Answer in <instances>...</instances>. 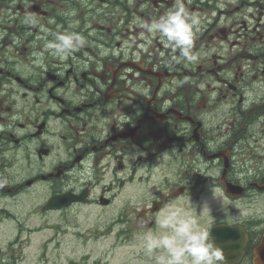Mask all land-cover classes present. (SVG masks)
I'll list each match as a JSON object with an SVG mask.
<instances>
[{
	"label": "flooded vegetation",
	"instance_id": "1",
	"mask_svg": "<svg viewBox=\"0 0 264 264\" xmlns=\"http://www.w3.org/2000/svg\"><path fill=\"white\" fill-rule=\"evenodd\" d=\"M63 1L24 0L19 17L0 24V222L18 239L23 227L40 230L33 219L65 233L48 217L80 212L82 221L89 211L99 224L76 233L105 249L154 229L138 218L172 203L217 216L211 226L244 228L242 264L251 263L264 233V0H185L202 21L196 62H170L131 24L171 0H105L106 11L102 0ZM29 14L38 26L23 23ZM40 26L80 31L87 44L64 61L45 53L38 67ZM52 198L66 204L44 210ZM205 200L211 209L201 211Z\"/></svg>",
	"mask_w": 264,
	"mask_h": 264
},
{
	"label": "clouds",
	"instance_id": "2",
	"mask_svg": "<svg viewBox=\"0 0 264 264\" xmlns=\"http://www.w3.org/2000/svg\"><path fill=\"white\" fill-rule=\"evenodd\" d=\"M23 23L27 26H38L37 19L31 14L24 17ZM48 23L56 24V21L50 18ZM201 23V18L187 8L185 0H171L167 10L149 17H135L131 21L132 26L139 30V38L144 40L146 45H151L152 41L156 40L164 49L170 51V62H179L180 59L196 62L199 59L193 49ZM40 27L44 33L41 37L44 41L43 50L33 53L34 63L38 67L45 66V53L64 61L87 44L85 36L79 32H53ZM134 43V38L124 42L126 55L128 48ZM108 54L109 49L102 48L100 55ZM160 55L163 56L164 53L161 52ZM209 148L214 150V145L209 144ZM7 184V178L0 177V189ZM213 193L216 197L214 189ZM204 209H211L206 200L201 205V211ZM140 222L156 224L155 231H144L139 236V247L153 264H229L223 248L216 243L208 227L202 226L200 217L186 208L170 203L152 220L146 216L139 217L138 223ZM257 264H264L259 255Z\"/></svg>",
	"mask_w": 264,
	"mask_h": 264
},
{
	"label": "rangeland",
	"instance_id": "3",
	"mask_svg": "<svg viewBox=\"0 0 264 264\" xmlns=\"http://www.w3.org/2000/svg\"><path fill=\"white\" fill-rule=\"evenodd\" d=\"M14 7V5H13ZM80 212L76 215L69 216L66 220L59 217H48L49 221H54L56 225L66 227L65 233H54L49 223L43 222L45 217H40L38 220L30 221L31 225H39L40 230L36 233L23 234L20 238L13 236V227L8 220L0 222V264L2 257L6 254L20 255L16 262L12 264H69L71 259H74L77 264H93L98 260L99 264H153V261L143 253L139 247V236L142 232L148 231L135 230L131 238L114 237L112 247L108 246L102 249L98 246L94 239L85 241L76 232H86L89 228H93L99 222L90 219V212L87 211L86 216L81 221ZM217 218L210 217L209 220L201 224L208 227L212 221ZM78 226H76V224ZM156 228L152 229L155 231ZM54 237V243H49L48 259H42L41 254L44 252V241ZM26 239H29L27 242ZM10 241H15L11 246ZM55 247V249H53ZM9 248V249H7ZM2 261V262H1Z\"/></svg>",
	"mask_w": 264,
	"mask_h": 264
},
{
	"label": "water",
	"instance_id": "4",
	"mask_svg": "<svg viewBox=\"0 0 264 264\" xmlns=\"http://www.w3.org/2000/svg\"><path fill=\"white\" fill-rule=\"evenodd\" d=\"M228 191L230 192L229 189ZM50 202L52 203H49L44 209L55 207L53 201L51 200ZM211 235L216 243L223 248L229 264L235 263L240 259L241 249L244 245V236L238 227L217 225L211 229ZM257 255L264 260V236L261 243L255 249L254 264H257Z\"/></svg>",
	"mask_w": 264,
	"mask_h": 264
}]
</instances>
